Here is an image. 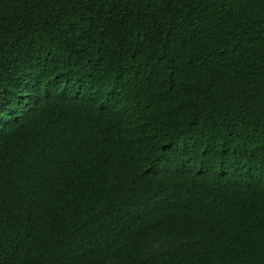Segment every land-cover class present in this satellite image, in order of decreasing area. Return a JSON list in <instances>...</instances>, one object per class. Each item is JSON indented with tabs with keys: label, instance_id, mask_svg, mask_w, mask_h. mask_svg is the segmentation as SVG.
<instances>
[{
	"label": "trees",
	"instance_id": "trees-1",
	"mask_svg": "<svg viewBox=\"0 0 264 264\" xmlns=\"http://www.w3.org/2000/svg\"><path fill=\"white\" fill-rule=\"evenodd\" d=\"M0 264H264V0H0Z\"/></svg>",
	"mask_w": 264,
	"mask_h": 264
}]
</instances>
